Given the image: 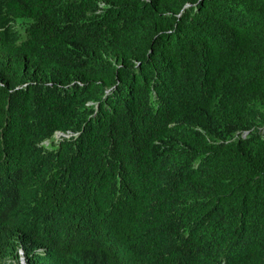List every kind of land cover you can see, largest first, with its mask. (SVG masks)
Listing matches in <instances>:
<instances>
[{"label":"trees","instance_id":"1","mask_svg":"<svg viewBox=\"0 0 264 264\" xmlns=\"http://www.w3.org/2000/svg\"><path fill=\"white\" fill-rule=\"evenodd\" d=\"M22 260L264 264V0H0V264Z\"/></svg>","mask_w":264,"mask_h":264},{"label":"clouds","instance_id":"2","mask_svg":"<svg viewBox=\"0 0 264 264\" xmlns=\"http://www.w3.org/2000/svg\"><path fill=\"white\" fill-rule=\"evenodd\" d=\"M72 136V134H65V133H63V132H56L55 133V135H54V139L56 140V141H58V140H60V138L61 137H71ZM49 142L47 141V144H48ZM21 263L22 264H25V260H22L21 261Z\"/></svg>","mask_w":264,"mask_h":264}]
</instances>
